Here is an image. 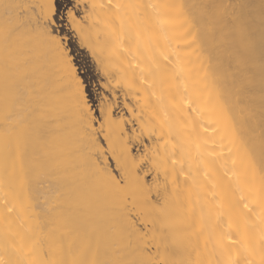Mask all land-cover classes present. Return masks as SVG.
<instances>
[{"label": "bare ground", "instance_id": "bare-ground-1", "mask_svg": "<svg viewBox=\"0 0 264 264\" xmlns=\"http://www.w3.org/2000/svg\"><path fill=\"white\" fill-rule=\"evenodd\" d=\"M50 2L0 0V264H264V0H85L147 155L78 101Z\"/></svg>", "mask_w": 264, "mask_h": 264}, {"label": "rangeland", "instance_id": "rangeland-1", "mask_svg": "<svg viewBox=\"0 0 264 264\" xmlns=\"http://www.w3.org/2000/svg\"><path fill=\"white\" fill-rule=\"evenodd\" d=\"M57 2L59 3L58 19L61 20V23L56 25L55 35L59 34V36L63 38V43H65V45H68L70 43L72 48L74 50H77V55L80 57L79 61L77 62L78 64L83 63L84 60H87L88 67L90 69V72L88 74V81L90 85L88 91L91 92V99L89 101V105L91 106V109L93 111L92 113H94L95 120L101 122L100 119H102L101 118L102 116L98 117L96 115L97 112H100L101 110H103L102 113L106 112V110H110L112 112V115H114V117L116 118L121 117L123 120L125 119L124 123L127 129V133L130 136V140L133 138L130 141L132 144L131 147L133 153L134 154L140 153L142 155H147L144 153H147L145 151L148 150L147 148L151 147V145L149 147V144L152 141H155V139L152 136H149V139H151L149 140L147 136L141 133L142 131L139 129L140 126L138 123L140 121L139 119L140 117H138V110H137L138 106H136L139 104V101L136 102L137 99L132 98V96H130L127 92H125L121 87L113 85L114 83L111 77L107 74L105 75V73L101 70L97 62V58L92 57L94 55L91 53V51L87 49V47L84 46L82 42L79 40L80 37L78 34L79 32L77 30L78 26H76V21H79L80 24L85 25L89 11L87 2H85V0H57ZM31 7L33 8V6ZM84 17L86 18V20ZM74 23L75 25H73ZM106 77L108 78V80ZM93 102H94V106H93ZM106 104L111 106H107ZM96 121H95V126L97 127L98 122ZM100 141L101 143L103 142L102 143L103 145L105 144L103 139H101ZM107 157L110 158L108 156V152L106 154V158ZM108 160H109L108 164H110L111 167L113 166L112 169H114L115 164L113 162V159L111 160L108 159ZM151 169L152 168H150L148 163L146 162L142 163L141 171L145 172L144 179L148 182V184L154 183L157 177L159 178V174H157L156 171ZM114 173L116 174L117 172L114 171ZM116 175H118V173ZM155 176L156 179L154 178Z\"/></svg>", "mask_w": 264, "mask_h": 264}, {"label": "snow or ice", "instance_id": "snow-or-ice-1", "mask_svg": "<svg viewBox=\"0 0 264 264\" xmlns=\"http://www.w3.org/2000/svg\"><path fill=\"white\" fill-rule=\"evenodd\" d=\"M48 7V13L45 18V31L50 39L55 40V32H56V25L61 23V20L58 19L59 16V3L57 0H51V2L47 5ZM70 40V37H69ZM57 52H58V58L60 64L63 66V68L67 71H69V74L72 77V80L75 84V88L77 91V99L79 102H82L85 107L88 106L89 101L91 99V92L88 91V88L90 87L89 81H88V74L90 72V69L87 64V60H84L83 63L78 64L80 57L77 55V50H74L69 43L68 45H65L63 43V38L61 37L60 41L56 44ZM94 106V102H93ZM103 110L100 112H97V116H102ZM103 124V120L101 119V125ZM241 127H243V124H241ZM260 153H261V163H262V171H264V135L261 137L260 142ZM115 159L116 165L118 167L114 168L113 171L119 173L123 169L122 167H119L122 163L123 157L113 155V157L109 158ZM175 163V161H173ZM244 207H248L247 204L244 205ZM11 210V209H9ZM230 239V243H236L235 240Z\"/></svg>", "mask_w": 264, "mask_h": 264}]
</instances>
